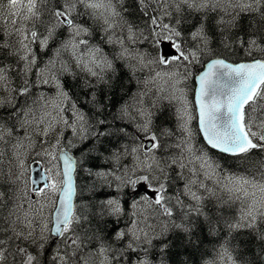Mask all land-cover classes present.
I'll use <instances>...</instances> for the list:
<instances>
[{"label":"snow or ice","instance_id":"snow-or-ice-1","mask_svg":"<svg viewBox=\"0 0 264 264\" xmlns=\"http://www.w3.org/2000/svg\"><path fill=\"white\" fill-rule=\"evenodd\" d=\"M0 181V264H264V0H0Z\"/></svg>","mask_w":264,"mask_h":264},{"label":"trees","instance_id":"trees-1","mask_svg":"<svg viewBox=\"0 0 264 264\" xmlns=\"http://www.w3.org/2000/svg\"><path fill=\"white\" fill-rule=\"evenodd\" d=\"M235 59H239L238 57L235 58ZM190 98L191 95H190ZM194 123V126H195V122ZM93 163H99V162H93ZM86 179H80L78 180V183L80 184H84L86 183ZM8 183H5V182H2L0 181V191H4V192H8ZM181 184L178 183L177 187H180ZM108 193H104L102 195H106ZM220 195H224V194H220ZM84 198L86 199H90V194L85 191L84 193ZM234 211V208H227L225 207L224 211H223V215H230L231 212ZM215 238L214 237H211V236H208L207 239L205 240V243L203 245V248L202 250H208V249H211L213 244L210 243L209 241H213ZM173 264H201V261H200V254L197 253V252H194V251H188V252H185L184 250H180V255L178 256H173Z\"/></svg>","mask_w":264,"mask_h":264},{"label":"rangeland","instance_id":"rangeland-1","mask_svg":"<svg viewBox=\"0 0 264 264\" xmlns=\"http://www.w3.org/2000/svg\"><path fill=\"white\" fill-rule=\"evenodd\" d=\"M44 90H47V89H44ZM5 147H8V146H5ZM5 170H7V168H6V167H5ZM11 193H12V187H11V189H10V190H8L7 194H8V195H11Z\"/></svg>","mask_w":264,"mask_h":264},{"label":"bare ground","instance_id":"bare-ground-1","mask_svg":"<svg viewBox=\"0 0 264 264\" xmlns=\"http://www.w3.org/2000/svg\"><path fill=\"white\" fill-rule=\"evenodd\" d=\"M7 186H8V190H10V189H11V186H10L9 184H8ZM84 199H85V198H84ZM86 199H87V198H86Z\"/></svg>","mask_w":264,"mask_h":264},{"label":"water","instance_id":"water-1","mask_svg":"<svg viewBox=\"0 0 264 264\" xmlns=\"http://www.w3.org/2000/svg\"><path fill=\"white\" fill-rule=\"evenodd\" d=\"M35 167V166H34Z\"/></svg>","mask_w":264,"mask_h":264}]
</instances>
